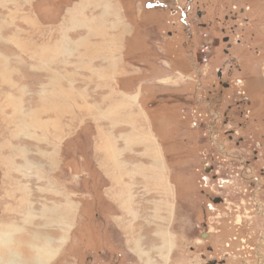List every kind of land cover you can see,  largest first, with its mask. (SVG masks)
<instances>
[{
	"label": "crops",
	"instance_id": "0c3cea01",
	"mask_svg": "<svg viewBox=\"0 0 264 264\" xmlns=\"http://www.w3.org/2000/svg\"><path fill=\"white\" fill-rule=\"evenodd\" d=\"M0 2V10L4 12L0 15V35L7 34L11 39L20 41L22 32L28 30L30 34L20 44L27 48L22 49L27 51L25 55L34 56L29 70L27 66L18 67L20 61L15 57L20 54L10 56L7 49L0 50V121L4 122L2 119L10 113L15 118L16 129L9 130L30 141V152L22 149V165L37 170L49 167L52 170L49 172L56 174L48 176L46 182L59 185L58 196L67 195L58 201L61 203L70 197V203H79L78 198L61 188L63 184L58 181L61 179L59 171L74 168L65 164L67 161L61 156V147L67 144L71 149V142L77 139L82 142L89 136L93 161L89 160V154L83 153L79 156L81 166L88 169L89 165H93L99 171H110L106 177L115 181L113 200L118 206L115 222L123 229L124 235L128 234V238L135 236L134 242L140 241L141 244V247L136 244L135 253L129 259L134 264L147 257L155 264H167L169 258L172 264L183 261L179 252L188 239L184 242L179 236L173 237L171 228V224L177 221L173 218L184 209L174 179V156L164 144L165 135L157 126L154 112L151 113L144 103V98L154 99L152 96L154 91L160 90L158 84L161 81L141 78L146 70L144 61L138 60L151 58L163 71L175 69L173 65L162 57L154 59L157 58L153 53L156 50H151L150 54L144 51L137 53V50L136 56H133L130 48L131 42L139 36L136 32L138 19L136 15L132 17L134 12L127 3L129 16L125 13L121 0ZM9 13L21 15L14 21V26L9 23L11 27H7L3 19V15ZM261 14L264 15V10ZM151 23L160 28L159 22ZM157 47L160 56L170 53L168 49ZM9 56L14 57L11 64L6 60ZM194 56L192 52L189 58ZM139 62L141 69L137 66ZM147 85L150 92H146ZM5 130L7 132L8 128ZM79 130V138L66 142ZM11 131L7 133L11 134ZM82 131L85 132L82 134ZM24 154H30V160ZM27 189L19 190L14 197H1V217L8 210L17 214V218L26 212L24 210L32 212L38 197L34 190L28 189L31 192L28 194ZM78 213L79 205L75 215L74 212L69 214L76 217ZM131 217L133 221H130ZM74 223L77 221L72 220L71 223L69 220L68 228ZM31 226L34 227V224H27L28 228ZM69 246L70 243L63 247L56 259L68 257Z\"/></svg>",
	"mask_w": 264,
	"mask_h": 264
},
{
	"label": "rangeland",
	"instance_id": "374dc122",
	"mask_svg": "<svg viewBox=\"0 0 264 264\" xmlns=\"http://www.w3.org/2000/svg\"><path fill=\"white\" fill-rule=\"evenodd\" d=\"M172 1L173 0H121V8H124L122 5L123 3L126 10L127 3V5L129 6L128 8L132 9L134 12V15L132 17H135L136 15L138 20L139 17L142 18V20L140 19L141 21L137 20L136 23V32L138 33L137 36L139 35V39L137 37V39L135 38V40L131 42L130 51L133 56H136L137 50V53H142L144 51V53L146 54H150L151 50H156L153 53L157 56V58L154 59L162 57V59L168 61V63L171 66L173 65V67L175 68L173 70L167 69L166 71H163V69H161V66L156 65V61L152 60L151 58L150 59L152 61L149 58L138 60L140 62L144 61L143 66L146 70V74L144 76H140L141 78L145 77L144 80H159L162 82H160L159 84L157 83L161 88H159L160 90L154 91L155 93L152 96V98L154 99L144 98V103L150 110V112H154V118L155 120H157V126L165 135L164 144L169 149L171 156H174L172 159L174 179L179 190V200L180 203L184 206V209L182 211L180 210L178 214H176L175 218H173V220L177 219V221L171 224V228L173 231L172 236H179L181 240L185 242V240L187 241V239L182 236L183 234L180 235L179 232L180 230L182 231L183 226L187 225L185 224V222H187L188 220V218L186 217V212H190L192 208L196 209V205H198L201 199V196H199V194L201 193V181L199 183V179H202L203 168L200 164L199 158L200 152L201 154H203V158L204 156H206V154L203 153V147L206 146L209 136L207 135L208 131L206 129H201L198 126H194V124L195 122H199L200 125V119H204V114L202 112L209 111V103L206 99L209 96H212V98L216 100L214 101L216 102L215 111L217 113H225L224 118L222 117L223 119H220L219 123H225V118L227 117V107L230 103L233 104L236 97L238 98L239 96V90L237 89L235 83H232V81H235L234 75L239 74L240 69L237 70V72L233 74L231 78L222 80V82H227L228 84L231 83L232 85H234L236 87L235 89L234 87H231L230 90H227L223 86V84L220 83L215 90L210 91L212 87L210 83L214 79V76H210V73L212 74V72L214 73L216 71V67L218 64L212 63L213 59H211L210 62L208 54L211 53L210 50L212 49L213 43L218 41L211 40V34L208 33L206 29L199 35V37L197 38L198 43L196 44H193L189 39L184 38L182 42H179L180 44L178 47L177 41L179 39L177 37H175L174 39L172 38L175 42L171 41V38H167L166 31L172 29L171 25L167 23V20H173L174 16H176L177 13H181V10L179 9L176 15L172 14V12L176 11L178 8L176 7L177 4L175 6L171 5L174 4V2ZM187 1L188 0H183V2H180V4L185 5ZM261 1L264 2V0ZM228 2V0H199V3L195 1V9L193 10L192 18L195 17V11L198 8L205 7V3H207V8L211 10L214 5H216L214 8V11H216L221 3L223 4ZM259 2L260 0H258V3ZM1 3L2 2H0V6L2 5ZM172 7L173 9H171ZM3 13L4 12L0 10V15H2ZM125 13L129 16V12L127 10L125 11ZM19 16L21 15H17L16 13H9L7 15H3V19L7 27H11L9 23H12L14 26V21ZM175 20H177V22L179 23L178 16H176ZM153 21L159 22L157 23L159 24V29L155 27L156 25L151 23ZM194 22H192V26L196 27V23ZM183 23L185 25H188V27L191 26V23H187L186 21ZM163 29H165L166 31L164 32ZM16 30L17 29H15V31ZM28 34H30L28 30L23 31V38L20 41L11 39L7 34L2 36L0 35V50L7 49V53H9L10 56H15L16 53L20 54V56L15 57L17 60L19 59L18 61H20L18 67H20L19 65H23L29 67V70H31V59H33L34 56L32 54L25 55L24 52L27 51L22 49L26 48V46L20 44L22 40H24V37H26ZM166 39H168L167 45H164ZM174 43L176 47L174 46ZM157 45H159L162 49H168V52H170L172 55L168 53L166 55L160 56V53H158L159 51L157 50ZM222 46L223 43L221 42L220 47H215L216 55H219ZM15 50L18 52H16ZM192 52L195 54V56L189 58V55H191ZM250 52H254V50H251ZM246 53L249 55V52ZM161 54H163V52ZM10 56L6 59L8 64H11V61L14 58ZM250 58L252 57L250 56ZM254 60L258 61L262 60V58L254 55ZM140 62L137 65L139 69H141ZM253 64L256 65V62L254 63L253 61ZM15 65L17 64H14V66ZM261 65L262 63L257 66ZM195 66L198 67V70ZM249 68H251V70L249 72V75L247 76L248 84L247 88L245 87V92L247 95H249L251 103L248 104L247 108L249 109V113L251 111V119L254 120L258 118L259 120L258 124L255 121L256 126L251 134L255 136L260 135L258 133H261V137L263 139L264 97L261 96L260 90L264 86V73L256 74L254 69L250 65ZM239 76L245 79L243 73H240ZM168 77H170V79ZM165 78H167V81H165ZM251 78L254 81L258 82V88L257 86L253 87ZM172 88H176V90L173 91ZM146 89L148 90L146 92H150L149 86ZM220 91H222L223 93H220ZM161 92L163 94L159 96L158 94H160ZM199 100L202 103L199 104ZM242 109L243 108L234 111L235 113H232V111H230L232 120H235L237 122L245 121V118L240 117L243 113ZM14 119V116H12L10 113H7V117H4L2 119L4 122L0 121V200L1 197L6 198L5 195H11V197H14L15 193L20 192L19 190L21 189H27L28 186V189L32 191L34 190V193L35 195L37 194L38 198L34 202L35 206L33 205L32 212L24 210L26 212H23V215H26V217H23V215H18L19 218H17V214L11 213V210H8L6 213H4L2 217L0 216V264H45L46 262L55 264L59 261L58 258L56 259L57 255L63 250V247L65 248L69 244L70 238L72 237L73 241L75 237L79 236L77 230H74L75 223L73 226L68 228L69 220L71 223L72 220L80 222L81 217L79 214L74 217L77 211L78 202L74 201L73 203H70V197H68L66 201H62L61 203L58 201L60 199H63L64 197H67V195L58 196L60 192V187H58L59 185H53L46 182L48 176H55L56 174V172L54 173V175L52 172H49L52 171L49 167H46V169L37 170L35 168L22 165V149H28V152H30V141H28L21 135L14 134L11 130H9L16 129V126L14 125L16 124ZM247 122H249V119L247 120ZM257 125H261L262 128V130L259 132L257 131ZM6 128H8L7 132L11 131L12 133H7L5 130ZM16 132L17 134L20 133V131ZM79 132L80 130L78 131V133L75 131V133L73 134V138L69 140L66 139V142L73 141L75 137L79 138ZM83 132L85 131H82L81 133L83 134ZM86 134L87 133H85V135ZM88 134L91 136L92 132H88ZM219 135L221 139L222 137L223 139L225 138L222 133H220ZM242 135H245V133L242 132ZM83 141L84 143L81 146V143ZM83 141L81 142L77 139V141L71 142V149L67 147V144H64L65 146L61 147V149H63L61 156L65 157V161H67L65 162V164H69L71 166L73 165L74 167L73 169L64 168L59 172L57 171L58 177L61 178L58 181L59 183L63 184L61 188H64L68 193L74 195V197L78 198L79 201H85V198H90L92 200L90 202L92 204V207L86 205V213H90L95 220H97V214L101 216V224L104 226L105 231L104 234H106L107 236L109 234L111 238V243L109 245L115 244L117 248H123L122 246H126L127 249L130 248L129 250L133 252L132 254H134V248L136 247V244H138L137 247H141L140 241L134 242L135 236H132V239L131 236L128 238V234L127 236L124 235L123 229H120L117 226L118 223L116 224L115 222L116 218H118L116 216L118 214V206L117 203L115 204V201L113 200L115 199L113 198L115 197V181H113L111 177H106L107 174H110V171H99L95 169L93 165H89L90 168L88 169H84L81 166L82 161L79 156L83 153L89 154V160L93 161L90 155L89 136H87V138ZM185 141L189 144H186ZM202 145L204 146L202 147ZM244 145H246L247 150H251V146L253 145V143L249 141L244 143ZM218 147L219 145L217 144L211 147L212 150L215 149L216 157L219 154ZM238 150L236 151L238 152ZM23 156L29 158L30 160V154H24ZM16 162L18 163V165H16ZM43 163H45V166L47 165L46 161ZM32 179H34V181ZM31 180L33 181V184ZM28 189V194H30L31 192ZM19 201L22 202V199L20 198ZM251 202L252 206H254V211L257 212V210H259V208H257L259 207L258 203L254 204V199H251ZM70 205H72V208H70ZM99 206H101V208H98ZM70 209L72 211H69ZM90 210H92L93 212L91 213ZM73 212L74 215L71 216L69 213ZM6 215L7 218H5ZM85 219L86 218H82V220ZM133 219L134 218L131 217L130 221H133ZM253 221L255 222V224L251 229V234L256 230L262 231H260L258 235H255L254 233L255 238L250 233L249 234L253 238V241L260 240L264 236H261V234L264 232V226H262L263 220L259 218H253ZM30 223L34 224V227L31 226L30 228H28L27 224ZM75 228H77V226ZM86 231L87 233H90L91 237L96 238L94 239L93 243L90 244L89 242L88 246L98 248L96 246L103 245L100 238H98V234H96L97 230L95 227L88 226ZM79 233L82 237V240L87 239L84 232ZM256 236L260 237L256 238ZM251 240L252 239L250 238L249 241ZM126 242L128 243L126 244ZM84 245L86 246V244ZM81 249L77 251L72 250L71 252L67 250V253L69 254L65 253V255L67 254L68 258L71 257L68 260L71 259V262H74L76 260L75 256L80 253ZM84 253L85 252L82 253V256L84 255ZM100 255L102 257H105V260L108 257L113 258L111 256L110 247L103 248ZM145 260L142 262L138 261L137 264H144V262L147 261L149 263L145 264L156 263L149 257H147ZM248 260L252 264L257 263V261H253L251 259ZM129 263L133 264L134 262L131 260L129 261L128 259V264ZM162 264H166V262H162ZM167 264H172L170 258L168 259Z\"/></svg>",
	"mask_w": 264,
	"mask_h": 264
},
{
	"label": "flooded vegetation",
	"instance_id": "af4514ba",
	"mask_svg": "<svg viewBox=\"0 0 264 264\" xmlns=\"http://www.w3.org/2000/svg\"><path fill=\"white\" fill-rule=\"evenodd\" d=\"M195 1L199 3V0H188L185 5H182L180 2L183 0L172 1L174 4L171 5L177 4L176 7H178L172 14L176 15L179 9L181 13L176 15L179 23L175 20L176 16L173 20H167L172 27L167 31L164 30L167 38L173 41L177 37L178 42L186 38L196 44L198 43L197 38L206 29L211 34V40L218 41L213 43L211 53L208 54L210 62L213 59L212 63L218 64L216 71L210 73V76H214L210 83L212 86L210 91L215 90L220 83L227 90L231 87L235 89L234 85L222 82V80L231 78L239 69V74L243 73L245 79L239 74L234 75L235 81L232 83L237 86L239 96L233 104L230 103L227 107L225 123H219L225 113L215 111L216 102L214 101L216 100L209 96L206 98L209 111L202 112L204 119H200V125L199 122L194 124L201 129H206L209 136L206 146L202 145L206 156L203 158L200 152L199 158L203 168L202 179H199V183L200 181L202 183V185L200 183L201 195L199 194L201 199L196 209L192 208L190 212H186L188 220L185 224L187 225L182 227L179 234H183L182 236L188 241L185 242L183 250L179 252L184 259L179 260L177 264H252L248 259L257 261L256 264H264V236L255 241L251 237L252 235L255 238V235L262 231L256 230L251 234V229L255 224L253 218L262 219V226H264V138L262 139L261 133L255 136L251 134L256 126L255 121L258 124L259 120L258 118L251 119V111L249 113L247 108L251 99L245 92L248 84L247 76L251 70L249 65L256 74L264 73V15L261 14L264 10V2L260 0L259 5L258 0H228V3H221L216 11H214L216 5L211 10L205 3V7L198 8L195 11V17L192 18ZM185 21L191 23V26L185 25L183 23ZM192 22L196 23V27L192 26ZM221 42L223 43L222 51L220 50L219 55H216L215 47H220ZM165 44L167 45V40ZM249 50H254L255 53ZM246 52H249V55ZM253 53L262 60H254ZM261 63V66H257ZM251 82L253 87L258 88L257 81L251 78ZM260 91L261 96L264 97V86ZM220 93L223 92L220 91ZM200 103L202 102L199 100ZM241 108H243V113L240 117L245 118V121L232 120L230 111L235 113L234 111ZM248 119L249 122H247ZM261 130V125H257V131ZM242 132L245 135H242ZM220 133L223 134L224 139L220 138ZM249 141L253 143L251 150H247L244 145ZM215 144L219 145L217 157L215 149H211ZM85 199L78 203L80 208L78 214L81 218L80 222L77 221L75 224L77 228L74 227L79 236L73 241L71 237L69 242L70 251L83 249L75 256L74 262H71V259L68 260L71 257H66L59 259L55 264H128V259L133 252L124 246L117 248L115 244L109 245L111 238L109 234V237L104 234L101 216L97 214V220H95L90 213H86V205L92 207L90 203L92 200ZM251 199H254V204L259 205L257 212L254 211ZM90 212L93 211L90 210ZM82 218L86 219L82 220ZM88 226L96 228V234L103 245L96 246L98 248L88 246L89 242L91 244L96 239L87 233ZM79 232H84L87 239L82 240ZM78 237L80 240L77 241ZM258 237L260 236H256ZM107 247H110L113 258L108 257L105 260L100 253L103 248ZM83 252L85 253L82 256Z\"/></svg>",
	"mask_w": 264,
	"mask_h": 264
},
{
	"label": "bare ground",
	"instance_id": "6f19581e",
	"mask_svg": "<svg viewBox=\"0 0 264 264\" xmlns=\"http://www.w3.org/2000/svg\"><path fill=\"white\" fill-rule=\"evenodd\" d=\"M117 14V13H116Z\"/></svg>",
	"mask_w": 264,
	"mask_h": 264
}]
</instances>
